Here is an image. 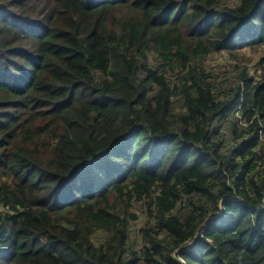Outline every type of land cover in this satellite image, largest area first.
I'll use <instances>...</instances> for the list:
<instances>
[{
  "label": "trees",
  "instance_id": "trees-1",
  "mask_svg": "<svg viewBox=\"0 0 264 264\" xmlns=\"http://www.w3.org/2000/svg\"><path fill=\"white\" fill-rule=\"evenodd\" d=\"M263 48L264 0H0V264H264V54L206 63Z\"/></svg>",
  "mask_w": 264,
  "mask_h": 264
},
{
  "label": "rangeland",
  "instance_id": "rangeland-1",
  "mask_svg": "<svg viewBox=\"0 0 264 264\" xmlns=\"http://www.w3.org/2000/svg\"><path fill=\"white\" fill-rule=\"evenodd\" d=\"M243 54L247 56H252V60H248V58H244L242 55L239 57L238 60H233L229 57V55L226 52L216 53L214 55H211L207 60L206 63L208 64L209 69H213L215 72H217L219 75L223 76V78H230L234 75V72H236V64L245 65L248 64V68L251 69L252 72H255L254 65L259 61L260 56L264 54V48L258 53L250 52L249 49L242 50ZM256 73V72H255ZM258 74V73H257ZM226 86V83H224ZM230 86V85H229ZM232 87V86H230ZM143 218L140 217V220L133 223L132 229L133 232L136 233V235L139 234L140 228L143 227ZM202 234L200 235V237ZM135 237V234H134Z\"/></svg>",
  "mask_w": 264,
  "mask_h": 264
},
{
  "label": "clouds",
  "instance_id": "clouds-1",
  "mask_svg": "<svg viewBox=\"0 0 264 264\" xmlns=\"http://www.w3.org/2000/svg\"><path fill=\"white\" fill-rule=\"evenodd\" d=\"M208 222V220L206 221V223ZM205 223V224H206ZM204 224H203V226L202 227H200L199 228V231H198V233H197V235L195 236V238H194V240L189 244V246L191 245H194L198 240H199V238H200V235L202 234V231H203V229H204Z\"/></svg>",
  "mask_w": 264,
  "mask_h": 264
}]
</instances>
